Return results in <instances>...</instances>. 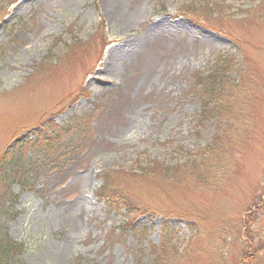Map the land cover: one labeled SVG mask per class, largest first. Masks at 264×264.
Returning <instances> with one entry per match:
<instances>
[{"label": "rangeland", "instance_id": "1", "mask_svg": "<svg viewBox=\"0 0 264 264\" xmlns=\"http://www.w3.org/2000/svg\"><path fill=\"white\" fill-rule=\"evenodd\" d=\"M220 150L203 191L142 179ZM3 239L7 264H264V0H0Z\"/></svg>", "mask_w": 264, "mask_h": 264}, {"label": "trees", "instance_id": "2", "mask_svg": "<svg viewBox=\"0 0 264 264\" xmlns=\"http://www.w3.org/2000/svg\"><path fill=\"white\" fill-rule=\"evenodd\" d=\"M213 71H214L213 73L208 74V75H204L203 72H199L197 73V76L195 77L196 85L201 87L200 89V98H202L201 99V104H202L201 118L204 120H207L208 118H213L214 114L217 113V110H216L217 105H215L213 108L210 109L209 107L210 102L211 101L212 102L222 101L224 99L226 86L228 85L231 86V83H227V82H231V79H229L227 73H225L226 72L225 69L223 71L220 68H216ZM220 153H222V150L217 152L216 159L211 156L205 160H202L198 164H196L197 163L196 161L194 168L190 164L185 165V166L183 165V166L175 167V168L173 167L163 168L162 166L158 165V168H161L160 170L156 168L154 169V168L148 167V170L150 171H145L144 173L147 175L146 177H142V179L146 180V182H148L151 185L152 184L157 185L158 183L163 184L165 181H167L168 183L173 182V185L175 186H179V187L184 186V188L189 187V188L196 190V188L200 187L199 188L200 190L204 188L208 189V187L211 186L210 184H212L211 182L212 178H214V175L216 174V172L223 166V163L221 160L222 154L220 155ZM200 154H201L200 157L204 155L202 152ZM208 171H210L209 174H207ZM158 173H160L159 175H161L164 178L163 181L158 182V180L162 178V177H158L157 175H155ZM101 180H102L101 186L95 192L96 198L102 200L109 209L115 212H119L122 208L126 207L124 195H120L118 197L119 203L116 200L113 203L111 196L108 195V193L113 190L112 188H110V186H108V184H110L109 180L106 179V177L104 176L101 178ZM107 195L110 197H108ZM163 245H164V241L161 244V252L164 253L167 251V249L165 250V248H163ZM18 248H20L19 245H16L10 242L9 240H6V239L1 240L0 241V264H7L9 261V258L12 257L11 255L13 254L14 250ZM182 253H178L177 250H172V254H171L172 258H169V260H171V263L179 264L178 261L174 262V260L176 257L182 258L180 256V254ZM157 254L158 253L156 252V255H155L156 263L155 264H167V261L163 260L162 255H157Z\"/></svg>", "mask_w": 264, "mask_h": 264}]
</instances>
